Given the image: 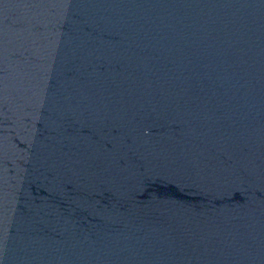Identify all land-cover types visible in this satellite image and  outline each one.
I'll return each mask as SVG.
<instances>
[{
	"label": "water",
	"instance_id": "obj_1",
	"mask_svg": "<svg viewBox=\"0 0 264 264\" xmlns=\"http://www.w3.org/2000/svg\"><path fill=\"white\" fill-rule=\"evenodd\" d=\"M0 264H264V0H0Z\"/></svg>",
	"mask_w": 264,
	"mask_h": 264
}]
</instances>
